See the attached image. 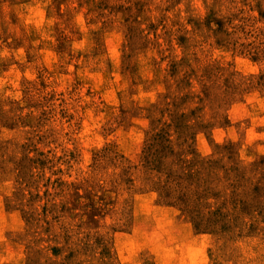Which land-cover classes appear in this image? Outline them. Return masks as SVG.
<instances>
[{
  "label": "rangeland",
  "instance_id": "374dc122",
  "mask_svg": "<svg viewBox=\"0 0 264 264\" xmlns=\"http://www.w3.org/2000/svg\"><path fill=\"white\" fill-rule=\"evenodd\" d=\"M0 264H264V0H0Z\"/></svg>",
  "mask_w": 264,
  "mask_h": 264
}]
</instances>
